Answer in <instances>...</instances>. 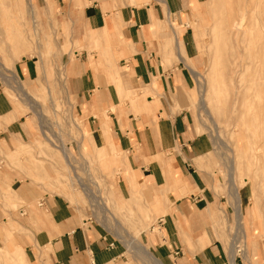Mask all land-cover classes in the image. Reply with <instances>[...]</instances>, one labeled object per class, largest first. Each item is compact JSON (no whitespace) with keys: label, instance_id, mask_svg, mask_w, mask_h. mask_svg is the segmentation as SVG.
<instances>
[{"label":"crops","instance_id":"obj_1","mask_svg":"<svg viewBox=\"0 0 264 264\" xmlns=\"http://www.w3.org/2000/svg\"><path fill=\"white\" fill-rule=\"evenodd\" d=\"M36 1L46 9L51 5L58 27L70 30V44L84 47L73 49L76 59L68 60L64 74L74 111L89 139L100 148L109 138L124 154L123 166L137 186L162 196L163 208L150 212L154 221L148 235L142 236L146 257L136 249L128 254L124 243L93 219L82 218L64 197H39L36 188L13 179L9 188L15 201L27 206L17 220L29 235L20 239L27 263L264 264V196L254 211L247 192L240 193L241 219L252 236L247 256L237 250V234L228 248L214 226L223 209L228 212V226L231 221L234 225L235 211L214 191L215 182L208 183L206 169L215 166L210 161L214 145L209 135L198 133L187 96L192 84L187 61L196 54L188 49L186 20L191 5L199 7L201 0ZM173 20L182 52L168 45ZM89 44L97 49L90 51L92 59ZM36 63L21 60L18 77L27 83L36 80ZM13 112L0 98V119ZM24 124L23 117L8 123L6 139L27 138ZM120 182L121 197L127 199L130 184L124 176ZM0 223L4 224L1 208Z\"/></svg>","mask_w":264,"mask_h":264},{"label":"rangeland","instance_id":"obj_2","mask_svg":"<svg viewBox=\"0 0 264 264\" xmlns=\"http://www.w3.org/2000/svg\"><path fill=\"white\" fill-rule=\"evenodd\" d=\"M220 3L201 0L199 7L191 5L193 11L186 20L187 42L196 58L187 62L189 69L203 76L205 84L190 70L192 84L187 96L198 133L209 135L214 145L210 161L215 166L206 169L211 177L208 183L215 182L214 191L225 197L231 211L240 212L241 218L240 193L247 192L254 211H258L264 196V58L250 48L249 34L234 35L225 20L213 26L215 10H221L223 16L227 12L223 6L219 7ZM45 7L36 0H0V72L5 75L0 76V98L14 111L0 119V208L4 217V224L0 223V247H4L3 242L9 245L4 253L0 249V264H10L9 254L15 251V246H23L21 238L29 236L17 224L27 206L15 201L9 188L13 179L36 188L39 197L44 194L64 197L82 218L93 219L124 243L128 254L135 249L139 254L145 248L142 236L148 235L154 221L149 218L150 212L162 210L163 198L145 187L132 185L129 197H121V177L129 175L123 166L125 156L109 148L107 139L102 147L105 155L99 154V148L89 139L82 119L74 111L67 89L64 66L69 59H76L73 49L84 47L69 43V28H59L56 12L49 4ZM170 24L168 45L174 52H182L179 28L174 20ZM262 30L260 39L264 38ZM94 49L89 44L90 59V51ZM25 58L37 62V79L28 83L16 73L17 64ZM10 71L16 75V82L9 78ZM18 86L37 102L38 108H30L31 102ZM202 95L203 110L199 106ZM18 117H23V129L29 136L26 133L27 138L17 136V140L10 136L8 140L4 127ZM108 155L116 160V165L108 162ZM228 166L232 169L234 166V171ZM154 197H158L157 201L152 200ZM223 211L214 224L220 232L219 239L229 248L234 233L237 234V250L243 254L252 236L243 219L238 226L236 213L235 224L231 221L228 226V212ZM228 215L232 218L231 212ZM154 232L157 234L158 229Z\"/></svg>","mask_w":264,"mask_h":264},{"label":"bare ground","instance_id":"obj_3","mask_svg":"<svg viewBox=\"0 0 264 264\" xmlns=\"http://www.w3.org/2000/svg\"><path fill=\"white\" fill-rule=\"evenodd\" d=\"M221 3H220V6L222 8V6L227 10V12L224 14L223 16V13L221 12V10H215V12L213 13L212 15V24L213 26H216L217 24L221 23V21L224 22H227V25L230 29V31L236 35V36H239V37H243L245 34H249L250 36V39H249V46L252 50L255 51V54L256 55H261L262 58H264V51H263V39L264 38H259V35L261 32H263L262 29H264V0H220ZM168 14V13H167ZM220 26V25H219ZM178 46V45H177ZM250 53V52H249ZM259 55V56H260ZM259 59V58H258ZM71 60V59H69ZM261 61V60H260ZM263 61V60H262ZM262 64V63H261ZM264 64V62H263ZM254 66V64H253ZM261 67H263L262 65H260ZM191 72L196 76L197 80L203 84H205L204 82V78L203 76L195 71V69L193 68H190ZM11 72V71H10ZM12 73V72H11ZM0 76L2 77H5V75H2L1 72H0ZM120 76V75H119ZM11 80H13V82H16L17 80V77L14 73H12V75H10ZM133 79V78H132ZM132 81V80H131ZM120 83V81H119ZM18 85V83H17ZM19 90L22 92L23 96L28 100V102L30 101V105L29 107L31 109H35V108H38V105H37V102L34 101V99L32 98L31 99V96H29L27 93H25L23 91V89L21 88V86H18ZM147 88V87H146ZM96 91V90H95ZM133 93V92H132ZM176 95V94H175ZM133 96L134 97H137L136 94L133 93ZM204 95L201 96L200 100H199V106L201 107V109L203 110L204 109ZM36 113V112H35ZM39 115V114H38ZM41 115V114H40ZM114 139V138H112ZM108 140V146L109 148H116L114 147L113 145H111V143L109 142V138L107 139ZM115 144V140H113ZM107 143L104 144V146H102L103 148L105 147ZM102 147H98L100 152L99 154L104 156L105 155V151H103V148ZM63 148V147H62ZM60 149V148H59ZM64 149V148H63ZM62 149V150H63ZM66 150V149H64ZM63 150V151H64ZM110 150V149H109ZM117 150V149H116ZM62 151V152H63ZM65 151H64V155H65ZM67 154V153H66ZM68 157V156H67ZM66 157H64L63 159H65ZM69 159V157H68ZM67 160H65L66 162ZM108 162L110 164H113V165H116V160H114V158L112 156H109L108 155ZM123 162L125 163V158L123 159ZM68 164L70 165V163L68 162ZM66 163V165H68ZM231 165V164H230ZM234 165V164H233ZM230 168V166H228ZM126 169V171H128L127 169V166L124 167ZM232 168H230L229 170L232 172V170L234 169V166H233V169L231 170ZM228 170V171H229ZM234 171V170H233ZM230 172V174H231ZM235 173V172H233ZM129 174V173H128ZM232 176H234L233 174H231ZM230 175V176H231ZM229 176V175H228ZM62 177V176H61ZM63 178V177H62ZM65 178V177H64ZM63 178V180H64ZM75 178V177H74ZM79 178V177H78ZM127 182L132 185L134 188H137V182L134 180L133 176H131L130 174L129 175H126L125 176ZM230 178V177H228ZM77 179V178H76ZM232 177L229 179L231 181ZM66 180V179H65ZM78 180V179H77ZM76 180V181H77ZM70 181V180H69ZM234 181V178L233 180ZM231 181V182H232ZM74 182V181H73ZM80 182V181H78ZM80 184V183H79ZM82 184V183H81ZM80 184V185H81ZM74 184L72 182H70V187L73 188ZM84 185V184H83ZM231 186V184H229ZM235 183L233 184V187L236 188L235 186ZM230 186H229V189H230ZM83 187V186H82ZM232 187V186H231ZM232 189V188H231ZM88 190V189H87ZM236 190V189H235ZM234 190V191H235ZM233 192V190H231ZM87 193V192H86ZM236 194V193H235ZM156 195V194H155ZM159 197V196H158ZM157 197V198H158ZM157 198H152L153 201H157ZM160 200V197L158 198ZM238 211V210H237ZM179 212V211H178ZM239 212V211H238ZM221 213H224L223 211ZM236 213V212H235ZM240 213V212H239ZM239 213H236L237 216H238V226H240V214ZM181 214V212H180ZM205 214V213H204ZM206 215V214H205ZM211 215V214H209ZM199 220V219H198ZM219 220V219H218ZM201 221V220H200ZM205 221L203 220V224ZM202 223V222H200ZM207 223V221H206ZM3 230H5V227H2ZM211 230V229H209ZM212 231V230H211ZM214 231V230H213ZM204 234V233H203ZM212 234V233H211ZM215 234V233H214ZM213 234V235H214ZM205 235V234H204ZM216 236V235H215ZM212 237V236H211ZM214 238V237H213ZM212 241V240H211ZM215 242V240H214ZM138 244L141 245V243L138 241ZM3 245L4 247L0 249L2 250V252L4 253L6 250H9L7 249L6 246H9L7 245L5 242H3ZM142 246V245H141ZM140 246V247H141ZM15 251L13 253H10L9 254V262L10 264H22V263H27V260H26V256H25V253H24V250L21 246H15ZM143 248V247H142ZM140 249L139 251V254H143V256L146 257V249ZM147 257H149L150 259H152V257H150V255H147Z\"/></svg>","mask_w":264,"mask_h":264}]
</instances>
